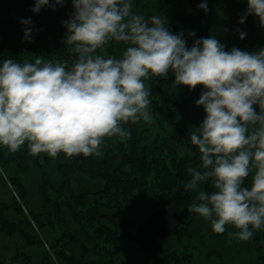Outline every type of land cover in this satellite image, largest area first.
Returning <instances> with one entry per match:
<instances>
[{
  "label": "trees",
  "instance_id": "trees-1",
  "mask_svg": "<svg viewBox=\"0 0 264 264\" xmlns=\"http://www.w3.org/2000/svg\"><path fill=\"white\" fill-rule=\"evenodd\" d=\"M144 1L0 0V181L14 192L0 200L12 250L0 264H125L121 232L164 264L189 263L164 241L191 237L212 205L209 237L232 224L264 263V72L232 64L264 62V0ZM83 58L104 71L96 118H108L53 166L49 149L76 133L58 112Z\"/></svg>",
  "mask_w": 264,
  "mask_h": 264
},
{
  "label": "rangeland",
  "instance_id": "rangeland-1",
  "mask_svg": "<svg viewBox=\"0 0 264 264\" xmlns=\"http://www.w3.org/2000/svg\"><path fill=\"white\" fill-rule=\"evenodd\" d=\"M32 3V0H30ZM43 0H34V4L39 6ZM61 1V0H55ZM120 1V0H115ZM130 5L135 3V0H126ZM251 1V0H250ZM143 5L144 0H141ZM254 10L258 8L259 0H252ZM142 13L134 12L129 18V22L137 23ZM223 36L218 39L221 40ZM233 67H236L238 72L244 71H263L264 62L241 64L239 58L232 61ZM103 69L98 64H93L89 59L83 58L78 61L76 78L72 87V98L69 105L65 109L58 112V118L67 120L76 130L74 135L67 136L62 133L61 137L49 149V154L52 158V165L70 160L79 149L80 143L83 141L85 132L94 123L105 124L108 117L104 119L96 118V101L98 92L102 85ZM62 86L56 83L55 93L60 96ZM24 181L27 191L32 202L38 204V196L36 195L39 184L38 171L32 169L24 176ZM6 186H2L0 181V200H7L14 194L8 180L4 179ZM37 196V197H36ZM218 206H208L206 210L200 213L194 222L189 232L191 237L184 236L179 242L176 238H169L164 241V244L170 246L172 251L178 254H184L190 251L193 254V259L189 263L184 264H264L259 261L254 252L251 237L249 233L241 232L234 228L232 224H227L226 228L228 236L224 238H210L209 228L213 224L217 216ZM116 220L119 217L116 213L112 214ZM137 219V218H136ZM259 229H264V220L257 218ZM122 229V227H121ZM193 234V235H192ZM6 237H0V257L12 254V250L6 251V246L9 244ZM188 245H192L193 249H187ZM6 252V253H5ZM211 254V255H210ZM118 259L125 264H164L162 257L157 254L143 253L139 250L135 242L127 240L122 236V232L118 240ZM55 262V261H53Z\"/></svg>",
  "mask_w": 264,
  "mask_h": 264
}]
</instances>
